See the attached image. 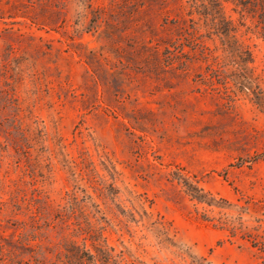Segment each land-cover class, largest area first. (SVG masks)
Segmentation results:
<instances>
[{"label": "rangeland", "instance_id": "374dc122", "mask_svg": "<svg viewBox=\"0 0 264 264\" xmlns=\"http://www.w3.org/2000/svg\"><path fill=\"white\" fill-rule=\"evenodd\" d=\"M221 1L0 0V244L90 221L111 264H264V36Z\"/></svg>", "mask_w": 264, "mask_h": 264}, {"label": "trees", "instance_id": "16d2710c", "mask_svg": "<svg viewBox=\"0 0 264 264\" xmlns=\"http://www.w3.org/2000/svg\"><path fill=\"white\" fill-rule=\"evenodd\" d=\"M211 1L214 6L222 7L221 0ZM235 5L240 7L238 12L241 17H244L245 13H249L256 18L261 35L264 36V0H240ZM228 22L230 21L221 20L219 30L222 33L232 30V28L228 27ZM250 58L247 57L246 60H251ZM21 127L22 125L15 119L9 124L8 132L12 134V137L20 135L22 132ZM20 137L18 138L20 139ZM23 139L24 137L21 138V140ZM22 147L25 152L29 149L27 143L22 145ZM189 189L192 191L193 197L200 202L203 201L201 193L199 194L203 190L201 187L195 186ZM33 219L35 223H39V221L44 219L43 213L39 212V216H34ZM45 223V227L38 230L22 226L23 231L20 232L17 239H14L11 243H5L7 245L0 244V252L5 256L3 258L5 260L4 264H111L116 262L113 255L110 254V247L107 246L106 240L102 236V228H99L100 231H96L90 221H86V226L79 221L75 223L77 236H82L81 245L77 244L76 240L69 239L64 231L57 235L58 241L54 242L52 240L54 225H51L49 220ZM69 228V224H64L62 230H69ZM68 233L71 232L68 231ZM43 240L47 244L43 243ZM87 241H90L95 253L90 252L86 245ZM19 250L23 254L21 259L18 258ZM70 255L74 257V261L70 258Z\"/></svg>", "mask_w": 264, "mask_h": 264}]
</instances>
